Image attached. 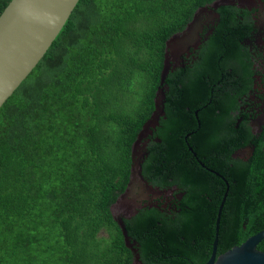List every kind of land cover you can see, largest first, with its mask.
Instances as JSON below:
<instances>
[{
    "label": "trees",
    "instance_id": "16d2710c",
    "mask_svg": "<svg viewBox=\"0 0 264 264\" xmlns=\"http://www.w3.org/2000/svg\"><path fill=\"white\" fill-rule=\"evenodd\" d=\"M10 1L0 0V15ZM213 1H78L0 108V264L208 261L219 202L202 189L189 187L170 209L158 204L125 217L133 249L111 205L130 181L133 143L154 108L166 42ZM217 11L210 23L219 38L226 6ZM232 178L218 255L264 229V203L253 196L264 191V174L248 194L241 170ZM258 248L264 251V239Z\"/></svg>",
    "mask_w": 264,
    "mask_h": 264
},
{
    "label": "flooded vegetation",
    "instance_id": "af4514ba",
    "mask_svg": "<svg viewBox=\"0 0 264 264\" xmlns=\"http://www.w3.org/2000/svg\"><path fill=\"white\" fill-rule=\"evenodd\" d=\"M236 1L226 6L219 38L215 24L207 21L197 45L172 60L158 109L156 92L147 121L156 111L159 118L139 149L145 186L140 209L158 204L170 209L189 197V187L202 189L201 195L220 207L226 191L234 193L232 174L239 170L244 192L259 189L255 182L264 174V0ZM185 168L194 174L192 182ZM239 179H233L236 186ZM253 196L264 203V191Z\"/></svg>",
    "mask_w": 264,
    "mask_h": 264
},
{
    "label": "water",
    "instance_id": "95a60500",
    "mask_svg": "<svg viewBox=\"0 0 264 264\" xmlns=\"http://www.w3.org/2000/svg\"><path fill=\"white\" fill-rule=\"evenodd\" d=\"M79 0H11L0 15V108L33 71L56 39ZM236 0H214L200 7L185 29L174 33L166 42V59L161 72L160 86L157 91L158 109L163 95V84L170 71L172 60L176 61L190 52L200 39L199 31L204 24L218 16L221 6L237 5ZM157 112V111H156ZM154 113L146 121L133 143L130 181L127 188L112 203L111 210L123 231L126 245L133 249L124 218H130L142 207L139 200L145 192L143 185L142 163L139 149L143 139L148 136L159 115ZM136 184L141 186L136 189ZM137 191L140 194H136ZM226 191L216 222L213 251L205 264H264V251L258 244L264 239V229L251 235L243 243L233 246L218 255L220 222ZM122 213V214H121Z\"/></svg>",
    "mask_w": 264,
    "mask_h": 264
}]
</instances>
